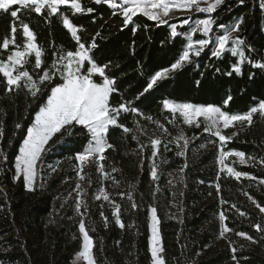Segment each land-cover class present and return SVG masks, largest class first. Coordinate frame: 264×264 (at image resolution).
Returning <instances> with one entry per match:
<instances>
[{
  "label": "trees",
  "instance_id": "trees-1",
  "mask_svg": "<svg viewBox=\"0 0 264 264\" xmlns=\"http://www.w3.org/2000/svg\"><path fill=\"white\" fill-rule=\"evenodd\" d=\"M81 3L93 12L73 14L66 6L61 12L82 26L78 34L86 46L95 39L97 46L90 53L93 60L98 65L109 64L106 74L116 79L118 88L111 103L133 101L132 106L143 115H121L119 122L134 129L133 133L125 134L116 127L109 130L108 141L114 148L106 151L102 163L104 170L119 181L118 185L103 179L96 163L84 167V179L77 175L75 155L87 141L85 130L77 126L71 136L58 135L49 142L38 161L34 190H29L22 175L16 178L15 158L49 90L46 88L35 99L24 88L9 93L0 75V264H70L82 249V219L94 241L96 264H153L151 207L157 209L165 264H264V232L254 227L260 224L264 228V213L260 211L264 207V117L256 114L251 125L237 124L224 131L229 136L237 133L224 151L245 153L244 164L235 156L225 159L235 171L249 174L237 180L221 171L218 138L204 132L203 124L189 126L179 114L173 116L163 107L164 100L223 107L224 100L231 96L223 110L243 114L264 101V67L257 66L264 64V0H228L212 14L217 29L242 20L238 37L244 41V53L251 63L241 65V75L232 70L238 63L236 56L226 52L214 57L208 46L195 60L170 72L142 96L139 94L151 76L170 67L185 50L186 38L181 34L171 36L170 25L179 20L158 24L141 15L125 26L122 16L113 15L109 5L95 0ZM19 12L20 19L36 33L45 65H51L54 51L61 46L65 51L77 50L59 14L52 16L49 23L22 7ZM12 19L0 13V42L11 35ZM16 42L23 45L19 26ZM8 54L0 49V59H6ZM28 60L25 67L33 72L34 54ZM61 82L57 76L51 86ZM138 126L146 134L135 132ZM181 132L189 139L187 149L174 142ZM134 134L139 141L132 138ZM156 138L161 144L155 157L158 179H153L150 141ZM140 144L146 145L142 152ZM182 150L185 156L177 154ZM113 167L118 171L112 172ZM100 189L120 205L123 228L110 203L102 197L95 198ZM130 191L136 208L131 207L127 195H120ZM221 198L227 203H222ZM221 211L227 217L224 224L231 229L223 237ZM240 232L252 240L237 235Z\"/></svg>",
  "mask_w": 264,
  "mask_h": 264
},
{
  "label": "snow or ice",
  "instance_id": "snow-or-ice-1",
  "mask_svg": "<svg viewBox=\"0 0 264 264\" xmlns=\"http://www.w3.org/2000/svg\"><path fill=\"white\" fill-rule=\"evenodd\" d=\"M95 2L109 5L112 9V14L116 15L119 13L123 18L124 25L127 26L133 22L134 17L141 15L158 24H167L168 20L165 17L169 16L173 8L190 9L195 7L197 11L212 13L222 0H215V3L208 4L207 7L202 9L200 8L199 0H95ZM62 6L70 8L73 14H90L93 12L92 8H85L81 0H0V13L9 14L13 18L10 26L11 35H6L2 42H0V49L9 52L6 59H0V75L6 81V91L11 93L24 88L35 99L42 96L46 88L49 90V94L44 103L38 105L33 122L27 128L26 136L19 147V154L15 158L16 178L19 179L22 175L26 187L29 190H34L33 186L38 177V161L41 160L42 155L48 150L47 146L49 142L58 135L63 136L66 134L71 136L76 127L81 126L85 130L87 141L82 151L75 155V159L78 161L77 175L80 179H84V167L91 163H96L98 166L97 170L102 174V178L105 180L111 179L114 184L118 185L119 181H116L111 173L104 170L102 163L106 159V151L114 148L108 141L109 130L112 127H116L125 134L133 133L134 129L119 122L121 115L123 113L143 115V113L132 106L133 101H122L116 105L111 103V98L114 93H118V88L116 87V79L114 77L110 78L106 74V69L109 68V64L98 65L93 60L90 53L97 46L95 39L86 46L78 34L83 30L82 26L74 24L68 15L61 12ZM21 7L26 12H34L38 16H43L49 23L52 16L59 14L63 27L71 34V37L76 42L77 50L65 51L63 46H61L58 50L54 51L55 59L51 65H45L43 61L44 50L37 43L36 33L28 23L20 19L19 8ZM45 11H47V15H45ZM190 19L191 17L183 19L182 24L179 26L189 24ZM240 23H242V20L233 25L231 31L224 25L219 26L224 29V34L216 38V47L212 52V55L217 58L221 57L225 51L230 52L234 56H238V63L232 66V70L237 75L242 74L241 65L246 61L251 63L242 47L244 41L239 37L233 38L231 34L232 32L239 31ZM213 24L214 20L210 17L197 20L188 35L189 42L177 61L170 65V67L155 72L143 92L139 95H144L158 81L166 79L170 72L180 69L185 63H190L193 55L200 56L201 51L212 43V40L210 37L207 39L193 40L192 37L196 32H200L208 37V34L212 31ZM18 26L22 32V46L16 42ZM170 28L172 37L179 35L177 32V24H171ZM98 35L99 33H97ZM230 43L233 46L229 48L227 46ZM10 45L12 46L11 49ZM53 46L55 47V45ZM33 54V72H29L25 65L28 64V58ZM85 65L88 66L85 67ZM257 66L264 67V64ZM231 74L232 72L228 73V75ZM57 76L62 78V82L51 86L53 79ZM136 99H139V96ZM231 99L232 97L228 96L223 102V107H226ZM163 107L170 111L173 116L179 114L184 123L189 126L200 127L203 124L204 132L211 133L218 138L220 143L218 159L221 165V171L226 169L228 175L237 180L242 176H249L248 173L235 171L232 167H228L225 164V159L233 156L238 157L241 164L247 161L245 160V153L243 152L224 151V146L237 135L236 132H233L231 136L225 135L224 131L229 128H235L237 124L251 125L253 123V117L256 114L264 117V101L259 102L258 106L252 107L248 112L243 114H231L224 111L223 107L213 104L195 105L192 103H176L170 100H164ZM145 118L152 119L151 117ZM153 122L159 123L156 121ZM134 123L138 125V121H134ZM19 127L20 125L17 124V128ZM159 127L164 132H167V128L164 125L160 124ZM135 132L141 133L145 132V130L138 126ZM132 138L139 141L137 134H134ZM181 141H183L182 145H180ZM174 142L183 149H187L189 139L181 132L175 138ZM150 143L153 148L151 176L153 179H158L155 157L159 150L161 140L159 138L151 139ZM145 147L146 145L140 144V151L142 152ZM2 152L3 150L0 148V154ZM177 154L185 156L186 153L182 150ZM55 170L53 168V171ZM117 171L118 169L115 167L112 168V172ZM250 178L254 179V177ZM215 188L219 192L220 184L217 183ZM77 189H80L79 184H77ZM80 194L83 195L82 190ZM120 195L121 197L127 195L131 207H137L131 191L127 194L120 193ZM101 197L103 200L108 201L114 208V217L119 226L123 228L124 224L120 220V205L115 200L110 199L109 194L104 189H100L99 194L95 198L99 200ZM221 202L227 203L222 198ZM82 203V200L77 203V210H79ZM232 207H235V205H232ZM257 207L260 206L257 205ZM150 211L152 221L151 257L153 264H165V260L160 255L163 252V247L158 227L159 219L157 217V209L151 207ZM260 211L264 213V207H260ZM81 215L83 216V213ZM104 219L105 221L107 220L106 217ZM219 219L222 225L220 236L223 237L231 229L224 224L227 217L223 211L220 212ZM254 227L258 231L264 232V228L260 224H256ZM79 230L83 234V250L79 253V257L87 261V264H95L92 253L94 241L89 235L83 219L79 223ZM237 235L245 237L250 241L252 240V237L247 236L243 232L237 233ZM233 252H235L234 248Z\"/></svg>",
  "mask_w": 264,
  "mask_h": 264
},
{
  "label": "rangeland",
  "instance_id": "rangeland-1",
  "mask_svg": "<svg viewBox=\"0 0 264 264\" xmlns=\"http://www.w3.org/2000/svg\"><path fill=\"white\" fill-rule=\"evenodd\" d=\"M226 1H228V0H222V2L219 4V5H217L216 6V9H215V11L221 6V5H223ZM199 3H200V8L202 9V8H204V7H207L208 6V4H212V3H215V0H199ZM215 11H213L212 13H206V12H202V11H197L196 10V8L195 7H193V8H190V9H187V8H181V9H177V8H173V10L169 13V16L168 17H165V19H167L168 20V22H171V21H173V20H179V21H176V22H173V23H175V24H177L178 25V28H177V32L179 33V34H181V35H183L185 38H186V41H187V43H186V46H187V44H188V35H189V33L191 32V29L195 26V22L197 21V20H200V19H206V18H212V14L215 12ZM189 17H191V19H190V21H189V24H186V25H182V26H179V25H181L182 24V20L183 19H186V18H189ZM213 19V18H212ZM173 23H171V24H173ZM238 23V22H237ZM236 24V23H235ZM235 24H233V25H235ZM233 25H231L230 27H228V29H229V31H231V28H232V26ZM224 34V29H222L221 27H220V29H217L216 27H215V21H214V24H213V28H212V31L208 34V37H206V36H204V34H202V33H200V32H196L195 33V35L192 37V39L193 40H198V39H207V38H211V40H212V43H210L208 46H211L212 47V51L214 50V48L216 47V38L218 37V36H220V35H223ZM232 34V36H233V38H235V37H238V34H239V31H237V32H232L231 33ZM186 46H185V48H186ZM208 46H206V47H208ZM233 45L230 43L227 47H232ZM205 47V48H206ZM243 47V50H244V45L242 46ZM204 48V49H205ZM203 49V50H204ZM202 52V51H201ZM226 52H228V51H225L224 53H226ZM228 53H230V52H228ZM237 57V59H238V61H239V57L238 56H236ZM197 58V56H195V55H193L192 57H191V62L193 61V60H195ZM186 64H188V63H185L184 65H186ZM183 65V66H184ZM246 159V158H245ZM226 164V163H225ZM227 165V164H226ZM228 166V165H227ZM220 167H221V165H220ZM228 167H230V166H228ZM226 172H227V170L226 169H224ZM151 223H152V221H151ZM159 227V226H158ZM159 231H160V229H159ZM80 234H81V236H82V239H83V234L80 232ZM83 250V245H82V249H81V251ZM80 251V252H81ZM79 252V253H80ZM79 253H77L75 256H74V258H73V260L71 261V263L70 264H87V261H84L82 258H80L79 257ZM92 253H93V249H92ZM160 255L162 256V258H163V252L162 253H160ZM96 264V263H95Z\"/></svg>",
  "mask_w": 264,
  "mask_h": 264
}]
</instances>
